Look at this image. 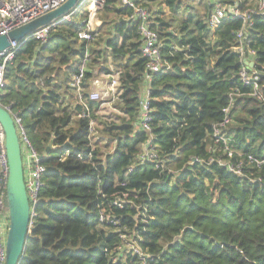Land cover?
I'll use <instances>...</instances> for the list:
<instances>
[{
	"label": "trees",
	"instance_id": "16d2710c",
	"mask_svg": "<svg viewBox=\"0 0 264 264\" xmlns=\"http://www.w3.org/2000/svg\"><path fill=\"white\" fill-rule=\"evenodd\" d=\"M138 1L152 11L165 61L150 95L163 168L136 162L147 139L136 128L147 61L138 26L128 19L132 9L121 0L105 1L94 39L80 37L87 28L85 10L57 23L46 42L20 43L6 63L0 105H11L22 117L46 167L19 264H142L139 255L121 249L122 233L100 222L102 207L120 216L124 232L139 240L149 255L146 264H264V164L246 163L239 175L210 161L228 158L214 129L236 88L241 93L222 127L234 150L230 159L264 157V99L238 77L236 32L242 21L227 19L210 28L209 0ZM241 1L247 6L248 0ZM249 34L264 87V15L253 17ZM86 53L83 105L72 82ZM102 71L119 74V120L99 115L100 101L89 98ZM86 106L90 115L83 116ZM90 119L102 139L90 138ZM124 193L130 202L114 206ZM134 204L147 205L144 219L134 218Z\"/></svg>",
	"mask_w": 264,
	"mask_h": 264
},
{
	"label": "built area",
	"instance_id": "2783aa9c",
	"mask_svg": "<svg viewBox=\"0 0 264 264\" xmlns=\"http://www.w3.org/2000/svg\"><path fill=\"white\" fill-rule=\"evenodd\" d=\"M66 0H0V35H6L13 29H16L29 21L48 13L61 6ZM106 0H79L72 11L66 14L61 19L52 21L51 23L42 26L32 33L25 36L22 40H12L9 47L0 51V90L4 86V70L6 63L13 59L20 43H24L30 38H35L41 43L48 40L51 29L59 22L64 20H71L72 15L87 10L90 14L95 15L101 11L105 5ZM122 4L131 8L132 13L128 19L138 26V31L141 36V52L146 59V71L144 75V85L139 97V112L137 116L136 128L146 134V141L142 144L141 150L138 153L136 162L145 164L152 163L156 168H163L166 166L165 160L160 157L156 147V136L153 132V115L151 106V84L154 75L162 71L165 67V61L161 50V41L159 33L153 26L152 11L149 7L143 5L138 0H121ZM212 4V9L206 18V23L210 28H216L225 20H241V27L236 32V47L235 51L240 57L241 68L238 73L240 81L253 88V95L264 99L263 86L260 85V72L255 68V51L251 47L252 37L249 31L253 25V17L255 15H264V0L257 1L256 4H246L243 7L241 0H209ZM99 19V18H98ZM86 30L81 31L80 37L86 40H92L98 35L97 28L92 24V18L87 19ZM90 56L88 53L78 63V73L73 79L72 86L78 92L80 101L83 105L85 103V96L82 95V82L86 75V70L89 67ZM254 65L251 66L250 63ZM103 74V73H102ZM101 78L98 76L92 81V85L99 86ZM119 80L112 79L109 84L111 91L115 93L116 99L119 97L120 91ZM239 88H236L231 93V103L224 109L226 115L224 120L215 126L214 136L216 144L228 155L224 160L221 156L215 158L211 157L210 161H217L224 165L228 170L239 175L244 174V166L246 163L254 164L256 167H261L264 164V157L256 156L252 153L241 156L237 160L232 161L230 158L234 155V150L230 144V138L222 134V127L231 120L230 110L235 94H240ZM89 98L93 100H101L100 92L98 90H90L88 92ZM3 106V105H1ZM12 115L17 132L19 135L23 163L25 173V184L27 195L30 202V223L29 231L33 226V220L36 216V205L38 203L39 193L44 185V173L46 171L45 165L41 162L42 155L33 147L28 135L22 117L18 113L12 111L11 105L3 106ZM83 116L90 115V110L86 106V112ZM90 138L93 140L102 139L97 129V122L90 119L89 122ZM222 144V145H221ZM94 149V146H93ZM70 153L68 152V155ZM92 152L89 153V157ZM41 156V157H40ZM79 157H83L81 154ZM200 159L194 158L193 162H200ZM133 171V166L130 167ZM10 176V164L6 148V132L3 124L0 122V264L7 263V237L10 227L9 207L7 202V187ZM125 184V183H123ZM127 193L115 198L113 205L124 208L130 202L127 198ZM137 213L134 218L146 217L147 205L134 204ZM144 206V207H143ZM99 220L101 223L111 225L122 233L124 244L121 249L125 252H133L142 259V264H146V259L149 257L139 244L138 239H134L126 234V226L121 222L120 216L115 215L112 211L102 207L99 211Z\"/></svg>",
	"mask_w": 264,
	"mask_h": 264
},
{
	"label": "water",
	"instance_id": "95a60500",
	"mask_svg": "<svg viewBox=\"0 0 264 264\" xmlns=\"http://www.w3.org/2000/svg\"><path fill=\"white\" fill-rule=\"evenodd\" d=\"M78 1L66 0L58 8L13 29L6 35H0V51L9 47L12 40L20 41L36 29L54 20L61 19L72 11ZM250 65L253 66L254 63L251 62ZM0 122L3 124L6 132V148L10 164V176L7 187L10 227L6 243V264H19L26 250L31 219L30 202L26 190L22 147L17 128L10 112L1 105Z\"/></svg>",
	"mask_w": 264,
	"mask_h": 264
},
{
	"label": "rangeland",
	"instance_id": "374dc122",
	"mask_svg": "<svg viewBox=\"0 0 264 264\" xmlns=\"http://www.w3.org/2000/svg\"><path fill=\"white\" fill-rule=\"evenodd\" d=\"M257 1H259V0H248L247 3L248 4H256ZM165 11L167 12V14L169 13V9L168 8H165ZM185 13L187 14V11H185ZM184 15L185 14L180 13L179 14V18H182ZM98 16H99V12H97L95 15H92V14L89 13V17H88L89 19L92 18V24L96 28L99 25H101V21L98 19ZM98 78H101V83L99 84V86L92 85L90 90L91 91L92 90H98L100 92V97H101L100 99L101 100H99V101H100V104H101V106H100L101 114L103 112L106 117L113 119V118L116 117V115L121 114V112H120L119 108L115 104L116 101H117V99H116V91L114 93L109 88V84L111 83L112 80H111V78L109 76H107L106 74H102V73L100 75H98Z\"/></svg>",
	"mask_w": 264,
	"mask_h": 264
},
{
	"label": "crops",
	"instance_id": "0c3cea01",
	"mask_svg": "<svg viewBox=\"0 0 264 264\" xmlns=\"http://www.w3.org/2000/svg\"><path fill=\"white\" fill-rule=\"evenodd\" d=\"M104 46V44L102 45V47ZM104 71H102L101 73H103ZM101 73H99L98 75H100ZM103 74H106L107 76H109L110 78H111V80L112 79H118L119 80V74H118V72H114V73H112V74H108V73H103ZM91 87H92V85H91ZM91 89V88H90ZM89 92H90V90H89ZM118 109V108H117ZM118 114V113H117ZM99 115H101V116H103V117H105V118H107V119H109V120H119V114L118 115H116V117L115 118H113V119H111V118H108V117H106L105 115H104V113L102 112V114H101V110L99 111Z\"/></svg>",
	"mask_w": 264,
	"mask_h": 264
}]
</instances>
